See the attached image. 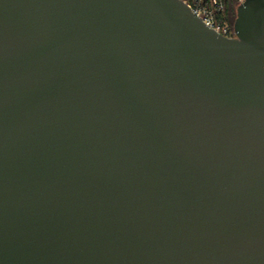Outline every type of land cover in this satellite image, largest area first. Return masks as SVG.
I'll use <instances>...</instances> for the list:
<instances>
[{"label": "water", "instance_id": "95a60500", "mask_svg": "<svg viewBox=\"0 0 264 264\" xmlns=\"http://www.w3.org/2000/svg\"><path fill=\"white\" fill-rule=\"evenodd\" d=\"M234 27L0 0V264H264V0Z\"/></svg>", "mask_w": 264, "mask_h": 264}, {"label": "built area", "instance_id": "2783aa9c", "mask_svg": "<svg viewBox=\"0 0 264 264\" xmlns=\"http://www.w3.org/2000/svg\"><path fill=\"white\" fill-rule=\"evenodd\" d=\"M209 27L217 32L228 36L235 37V20L232 14L233 3L236 7L245 0H183Z\"/></svg>", "mask_w": 264, "mask_h": 264}, {"label": "rangeland", "instance_id": "374dc122", "mask_svg": "<svg viewBox=\"0 0 264 264\" xmlns=\"http://www.w3.org/2000/svg\"><path fill=\"white\" fill-rule=\"evenodd\" d=\"M232 14H233L234 18L237 17L236 7H235V4L234 3H233V6H232Z\"/></svg>", "mask_w": 264, "mask_h": 264}]
</instances>
